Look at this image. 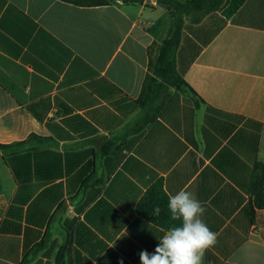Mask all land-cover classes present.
<instances>
[{
    "label": "crops",
    "instance_id": "0c3cea01",
    "mask_svg": "<svg viewBox=\"0 0 264 264\" xmlns=\"http://www.w3.org/2000/svg\"><path fill=\"white\" fill-rule=\"evenodd\" d=\"M110 1L0 0V264H57L64 244L66 264H141L168 232L137 212L159 180L206 209L217 243L201 264H264L250 192L264 165V0L186 20L177 69L197 95L172 89L124 141L175 17L158 0Z\"/></svg>",
    "mask_w": 264,
    "mask_h": 264
},
{
    "label": "trees",
    "instance_id": "16d2710c",
    "mask_svg": "<svg viewBox=\"0 0 264 264\" xmlns=\"http://www.w3.org/2000/svg\"><path fill=\"white\" fill-rule=\"evenodd\" d=\"M77 6L92 7L108 5L110 0H61ZM124 3H143V0H123ZM246 0H187L182 3L176 0H158L163 6H168L176 14L175 29L169 39L158 48L155 58L151 60L149 74L146 77L141 97L137 101L142 109L141 119L131 125L118 141H124L129 136L143 132L160 116L171 90L189 91L197 95L188 85L177 69V51L181 43L184 24L188 20L194 24L200 23L203 18L213 12L221 11L227 17H232L245 4ZM119 145L110 142L103 148V155L116 151ZM90 184L89 180L83 182V189ZM250 192L255 197L257 207L264 208V165H255ZM169 196L162 180L153 184L143 195L137 205L138 214L154 225L169 231L173 227L181 226V221L173 220L168 210ZM156 207L160 208L159 215L154 213ZM63 208V205L60 206ZM53 219V218H51ZM50 232H46L42 241L34 246L31 255H37L48 244ZM68 244L60 247L57 255V264H66L65 255Z\"/></svg>",
    "mask_w": 264,
    "mask_h": 264
},
{
    "label": "clouds",
    "instance_id": "9594fccd",
    "mask_svg": "<svg viewBox=\"0 0 264 264\" xmlns=\"http://www.w3.org/2000/svg\"><path fill=\"white\" fill-rule=\"evenodd\" d=\"M168 210L181 226L160 238L153 253L142 250L141 264H201L205 250L217 243L216 233L202 219L206 209L194 193L180 190L169 197ZM154 213L159 215L160 208L156 207Z\"/></svg>",
    "mask_w": 264,
    "mask_h": 264
},
{
    "label": "rangeland",
    "instance_id": "374dc122",
    "mask_svg": "<svg viewBox=\"0 0 264 264\" xmlns=\"http://www.w3.org/2000/svg\"><path fill=\"white\" fill-rule=\"evenodd\" d=\"M173 17H175V23H176V14L175 13H173ZM188 19V18H187ZM160 47V46H159ZM157 51H158V49H157ZM157 51H156V53H157ZM156 53H155V56H156ZM155 56H154V58H155Z\"/></svg>",
    "mask_w": 264,
    "mask_h": 264
}]
</instances>
